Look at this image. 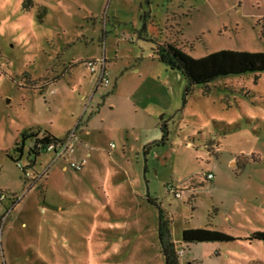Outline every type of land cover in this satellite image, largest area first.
I'll use <instances>...</instances> for the list:
<instances>
[{"label":"rangeland","instance_id":"obj_1","mask_svg":"<svg viewBox=\"0 0 264 264\" xmlns=\"http://www.w3.org/2000/svg\"><path fill=\"white\" fill-rule=\"evenodd\" d=\"M32 1L0 0V264H166L160 209L182 264H264V73L187 95L153 54L264 53V0ZM104 58L108 85L87 66ZM38 130L76 131L82 170L46 152L25 177L33 143L18 163L14 144ZM186 229L235 241L185 245Z\"/></svg>","mask_w":264,"mask_h":264},{"label":"trees","instance_id":"obj_2","mask_svg":"<svg viewBox=\"0 0 264 264\" xmlns=\"http://www.w3.org/2000/svg\"><path fill=\"white\" fill-rule=\"evenodd\" d=\"M148 4H150V2H148ZM22 5L27 12L32 8L33 1L23 0ZM147 18H149L148 13L143 16L145 22H147ZM146 31L147 28L145 25L143 33H146ZM153 54L159 62L166 65L169 69L179 72L185 78L187 81V95L193 92L196 87H203L205 93H208L209 85L222 77L260 75L264 73V53L222 50L206 57L196 59L186 54L175 43L156 42V48L153 50ZM161 129L163 133L162 142H165L169 135L167 124L163 123ZM27 141L33 143V147L29 150V156H31L32 159L29 160L26 167L19 165L18 168L21 169L25 177L30 178L33 183H36V180L44 178L46 175V173L41 175L35 170L38 158L42 153L49 152L51 146L54 148L52 153H56L64 144L66 138H59L47 131L44 134H41L39 130L37 132H25L22 134L21 139L16 140L14 144L13 151L17 156L15 160L16 163L24 156L25 144ZM239 160L244 161L245 158L242 157ZM191 185H195L194 180ZM2 195L5 194H0L1 204L4 202L1 199ZM5 197L7 200L8 197L6 195ZM14 200L16 201V198H14ZM0 218H2L1 214ZM171 225L168 216L160 209L159 241L162 254L166 259V264H182V258L178 255V252L182 250L177 249V244L173 240ZM254 239L264 240V235L256 233ZM234 241L235 239L227 234L208 229H186L182 234V242L185 245L230 243Z\"/></svg>","mask_w":264,"mask_h":264},{"label":"built area","instance_id":"obj_3","mask_svg":"<svg viewBox=\"0 0 264 264\" xmlns=\"http://www.w3.org/2000/svg\"><path fill=\"white\" fill-rule=\"evenodd\" d=\"M88 68L91 70L92 73H97L98 67L101 69V78L99 83L101 85H108L109 81L106 77V70H105V61L104 60H92L87 63ZM73 140H75V132L73 131L70 136L67 138V140L64 142V144L56 151L55 155L57 159H68L69 165L72 169L76 171H80L83 168V163L76 162L74 160V153H75V147L73 144ZM111 148L114 149L115 145L111 144ZM54 148L51 146L49 148V152H52ZM207 180L212 181L214 179L213 174H208L206 176ZM171 193L175 196L177 199H181L184 191L180 188H177L175 190L171 189ZM1 199L3 201L6 200L5 195L1 196ZM178 255L183 258L184 257V251H179Z\"/></svg>","mask_w":264,"mask_h":264},{"label":"crops","instance_id":"obj_4","mask_svg":"<svg viewBox=\"0 0 264 264\" xmlns=\"http://www.w3.org/2000/svg\"><path fill=\"white\" fill-rule=\"evenodd\" d=\"M102 60H104L105 61V70H106V77H108V73H107V60L104 58V59H102ZM97 72H99L100 73V75H101V69H100V67H98V71ZM131 73H133V74H135V75H140L141 74V66L140 67H137V68H135L134 70H133V72H131ZM140 77V76H139ZM100 81V80H99ZM131 97H133V96H131ZM154 115H155V113H153V112H151V111H148V113L146 114V119L148 118V119H152L153 117H154ZM144 119L143 118H141V124H143V121ZM72 131L73 130H71V131H68V134L70 133H72ZM48 132V131H47ZM74 132H76V131H74ZM50 133V132H49ZM90 133V132H89ZM52 134V133H51ZM54 135V134H53ZM56 136V135H55ZM75 136H76V133H75ZM57 137H59V136H57ZM66 137V136H65ZM65 137H59V138H65ZM76 138V137H75ZM110 148H111V146H110ZM116 148V147H115ZM114 148V149H115ZM112 149V148H111ZM147 148L146 147H144V151L147 153V150H146ZM148 149H150V148H148ZM113 150V149H112ZM80 158V157H79ZM74 160H75V158H74ZM76 161V160H75ZM81 163H83L84 164V162L82 161ZM65 169H67L66 167L64 168V170Z\"/></svg>","mask_w":264,"mask_h":264}]
</instances>
